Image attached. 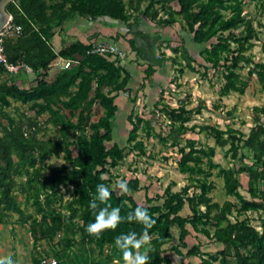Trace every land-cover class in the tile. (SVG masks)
<instances>
[{
	"label": "trees",
	"instance_id": "16d2710c",
	"mask_svg": "<svg viewBox=\"0 0 264 264\" xmlns=\"http://www.w3.org/2000/svg\"><path fill=\"white\" fill-rule=\"evenodd\" d=\"M166 0H129V10L122 0H11L5 10L11 16V31L3 39L5 56L10 63H23L36 75L35 85L20 88L16 82L24 72L8 73L0 68V223L8 213L20 216L22 224H29L33 241L47 240L54 242L58 235L64 237L58 241L65 242L67 247L74 243L72 238L79 234L89 245H94L101 253L105 246L115 245V237L121 232H142L143 225L136 221L123 220L115 229H105L99 237L87 231L86 225L95 219L89 202L95 198L96 185L107 184L111 187V169L115 168L125 157L124 150L116 143L107 146L112 140L111 121L118 110L115 99L120 91H129L131 76L120 64L119 58L105 57L98 54H87L91 44L73 42L55 51L51 40L56 29L62 30L65 22L74 17L96 20L109 17L124 25L131 18V12L142 13L163 26H171L180 20L184 21L185 29L192 35L197 45H206L200 52L205 70L222 69L224 83L220 89L222 96L231 92L243 94L247 82L237 72L240 63H250L245 52L252 47L249 41L254 37L251 22L245 20L241 0H173L179 10L167 12V17L159 16L156 5ZM230 11L229 17L224 12ZM181 18V19H180ZM19 27V32H15ZM243 27L238 34L236 30ZM232 44L235 47L232 48ZM247 44V46H246ZM129 45L135 47L134 41ZM175 55L172 63L181 65L182 61L194 71L196 60L181 45L171 49ZM178 55V56H177ZM59 59L72 60L75 65L61 69L50 76L49 69ZM181 67V72H182ZM255 73L260 83H264V64L255 65ZM146 76L153 69H146ZM73 88V90H72ZM94 99L96 109L88 108L89 100ZM12 102L31 104L37 114L47 112L56 117L58 112L68 111L65 127L68 135L61 134L55 139H41L37 136V123L24 115L18 121L10 117L3 109L12 106ZM188 102L181 101L176 108L168 104H156L158 111L165 114L170 121L167 138L179 153L178 169L187 173L188 183L179 192H164L162 204H138L132 193L139 187V179H128V191L116 193L113 190L109 198L112 205L121 208V214L127 215L138 205L148 208L156 223L149 229L151 248L148 249L150 260L147 264H172L171 259L164 255V246L171 238V229L178 227L179 244L185 246V238L189 235L187 225L207 239L222 246L219 257H205L198 246L193 245L187 251L188 256H199L200 264H264V107L254 108L255 125L248 134L234 129L222 131L215 126H188L192 110L187 108ZM201 105L197 111H200ZM157 110V109H156ZM92 115L98 116L92 120ZM261 115H263L261 117ZM75 118V120H74ZM132 129L128 142H133L132 150L144 155V144L137 141V131L143 119H130ZM148 127V121L144 122ZM204 132L211 136L216 146H230L228 151L232 157H238V151L246 149L252 156L250 165L224 168L213 162L215 149L211 146H196L195 140L187 139L182 145L183 135L187 131ZM89 131L86 135L83 132ZM225 135H227L225 137ZM77 148L72 154L71 147ZM63 154L65 163L50 169L43 175L48 158ZM243 157V156H242ZM241 157V158H242ZM205 159L207 171L202 163ZM211 169H217V176L223 180L224 192L239 202L237 214L248 211L258 213L261 231L252 226L247 219L231 222L229 216L235 207L226 200L222 203L212 201L209 193L213 185L206 181ZM246 173L248 177L247 199L239 192V175ZM106 175V178L104 177ZM197 175H203L199 177ZM24 177L20 192L33 200L35 212L26 213L15 193L16 178ZM62 187H71L69 209L67 214L46 212L51 209L55 199L63 198ZM261 186V187H260ZM112 188V187H111ZM191 188L199 189L188 195ZM41 197L43 199H41ZM151 202V199H147ZM191 210V216H182L180 212L185 204ZM204 208V210H201ZM42 215L41 220L36 215ZM75 221L80 224L76 225ZM210 228H213L210 230ZM179 253L177 248L173 249ZM33 264H41L33 258Z\"/></svg>",
	"mask_w": 264,
	"mask_h": 264
},
{
	"label": "rangeland",
	"instance_id": "374dc122",
	"mask_svg": "<svg viewBox=\"0 0 264 264\" xmlns=\"http://www.w3.org/2000/svg\"><path fill=\"white\" fill-rule=\"evenodd\" d=\"M122 1L129 10V0ZM241 1L242 15H244L245 20L251 22L254 30V37L249 41L252 47L245 52L251 62H242L236 67L241 78L248 84L243 94L231 92L226 96L221 95L220 89L224 83L222 69L219 71L211 68L205 70L202 66L205 61L200 57V52L206 45H197L193 42L192 35L185 29L184 21L180 20V22L171 26H163L142 13L147 5V2H145L141 7V11L131 12V18L125 26L119 21L111 25L113 30L122 28V33H118L114 37H107V41L120 47L119 41H123L128 55H131L129 57L132 59L131 61L129 59L131 65H125L124 58L119 60L120 64L123 65V68L125 66L130 68L133 65L135 68L131 69L132 71L130 69L127 71L131 76L128 85L129 91L112 93L113 95L117 94L115 104L118 110L111 121L112 140L107 143V146L110 147L113 143H116L124 150L125 154L124 159L110 171L112 175L111 187L116 193H121V188L117 183L118 180L138 178L140 188L132 193L133 199L140 205L162 204L164 192L167 188L173 193L179 192L188 183L189 175L181 173L178 169L179 153L177 147H174L170 140L163 139L167 138L169 133L170 121L164 113L158 111L156 104H159V108L163 103L176 108L181 101L188 102L187 108L192 110L191 121L187 123L188 126L210 125L222 131L230 128L242 134H248L250 128L255 125L254 108L264 107V83L258 81L254 69L256 64H264V0ZM155 8L158 10L159 16L164 18L167 17L166 14L169 10L174 12L179 10L176 1L173 0H166L160 5H156ZM230 14V11L224 12L225 17H229ZM71 20L65 22L62 30H55L66 40H71V35H73ZM243 30L244 28L241 27L236 30V33L240 34ZM126 38L133 39L135 47H130ZM181 45L196 60L194 71L187 68L183 61L181 65L172 63L171 58L175 55L171 49ZM145 46H150L149 48L152 50L147 51V53L144 51ZM234 47L235 44H232V48ZM59 48L57 46L58 51ZM125 50L124 48V52ZM141 51L151 56H145L147 58H144ZM132 52L137 54L135 59ZM70 61L69 68L76 64L74 61ZM149 63L155 66L156 73L151 74L149 77H140L139 74L141 73V76L143 74L142 69H145V65ZM63 64V59H59L53 64L49 69L50 76L61 70L60 66ZM181 67L183 68L182 72ZM21 75V79L16 82L20 88H29L35 85L36 75L34 72ZM199 105L202 108L197 111ZM87 107L96 109L94 99L89 100ZM3 110L15 121L19 120L21 114L35 121L38 128L37 136L41 139H55L61 134L68 135L69 131L65 127L67 118L70 117L68 111L58 112L56 117H52L47 112L37 114L36 110L31 108L30 103L24 105L16 102H12L11 107ZM137 117L143 119L144 122L148 121V127L146 123H141L136 137L137 141H142L144 144V155L136 149L132 150L134 141L128 142L132 129L130 119H136ZM97 118L98 116L92 115L93 121ZM0 119L3 123H6L5 119H2V117ZM261 119L264 120V117ZM88 132L82 134L86 135ZM187 139L195 140L196 146L213 147L216 152L213 162L224 168L253 163L252 156L246 149L241 148L238 151V157L234 159L228 151L229 145L225 147L216 146L215 140L206 133L199 132L198 127L195 131H187L183 135L182 145H185ZM71 149L72 154L76 155L77 148L74 146ZM64 163L63 154L59 157L52 156L47 159L46 168L42 171V174L48 175L50 169ZM202 166L206 171L208 170L205 159ZM209 171L206 181L213 185V189L209 193L212 201L222 203L229 200L233 202L235 207L232 210V215L229 216L230 221L247 219L252 226L261 231L258 213L248 211L241 215L237 214L236 210L239 207V202L235 197L225 194L223 180L217 176V169ZM197 176L203 177V175ZM104 177L106 178V175ZM24 181V177L16 178L15 193L23 210L26 213H33L36 209L33 200H28L20 192V186L23 185ZM239 182L240 194L249 199L246 173L239 175ZM60 188L64 196L61 200L59 198L55 199L51 209L46 212L48 215L55 211L61 214L68 213L69 202L72 200L68 192L72 188L70 186H60ZM262 188L264 189V183H262ZM194 191L199 192V189L191 188L187 193L191 195ZM41 199L43 198L41 197ZM147 199H151V202H147ZM201 210H204V208H201ZM180 214L185 217L191 216L192 213L187 203ZM36 218L41 220L42 215L37 214ZM75 224L79 225L80 222L75 221ZM186 228L189 230V235L185 238V246L179 244V229L176 226L171 229V238L168 244L164 246V255L171 259L172 264H200L199 256L186 255L188 249L193 245L198 246L200 253L205 257L209 255L219 257L218 251L222 249L221 245L207 239L202 233L195 232L189 225ZM212 229L210 228V230ZM63 237L64 235L61 234L54 239V242L41 239L35 243L30 233L29 224H22L18 214L8 213L2 217V223H0V259H7L11 256L17 261V264H33V258L35 257L40 260L41 264H125L122 251L115 245L105 246L100 253L94 245L87 244L79 234L72 238L74 243L71 247H67L64 241L58 243ZM145 247L142 246L141 251ZM174 247L177 248L179 253L173 250ZM43 260H46V263H43ZM213 264H219V261L215 260Z\"/></svg>",
	"mask_w": 264,
	"mask_h": 264
},
{
	"label": "clouds",
	"instance_id": "9594fccd",
	"mask_svg": "<svg viewBox=\"0 0 264 264\" xmlns=\"http://www.w3.org/2000/svg\"><path fill=\"white\" fill-rule=\"evenodd\" d=\"M118 186L123 191H128V181L120 179ZM113 189L104 183L96 185L95 198L89 202V207L94 212L95 219L86 225L89 233L99 237L105 229H115L123 220L136 221L143 225L142 232L133 230L121 232L115 237V246L122 251L125 264H147L150 260L148 249L151 248L149 229L156 223L150 215L148 208L137 206L126 216L121 214V208L112 205L110 197ZM142 246H146L141 251ZM0 264H17V261L9 256L7 259H0Z\"/></svg>",
	"mask_w": 264,
	"mask_h": 264
},
{
	"label": "crops",
	"instance_id": "0c3cea01",
	"mask_svg": "<svg viewBox=\"0 0 264 264\" xmlns=\"http://www.w3.org/2000/svg\"><path fill=\"white\" fill-rule=\"evenodd\" d=\"M70 22L72 23L71 29H72V32H73V35H71V40H66L61 35H59V33H55L54 37L51 40V44H52V46H53V48H54L55 51H58L57 46L60 47L59 48V50H60L64 46H67V45H69V44H71L73 42H76V41L81 42L82 44H85V45L92 44L94 42H106L107 41V37H114L118 33H122V31H121L122 28L119 29V30H117V29H114L113 30L111 28V25L114 22H117V21L116 20H113V19H111L109 17H100L97 20H89V19H86V18H83V17L82 18L81 17H77V18L72 19ZM122 25H124V24L122 23ZM127 40H128V42L130 40L134 41L131 38H128ZM110 41H112V40H110ZM107 43H108V41H107ZM109 43H113V42H109ZM119 43H120L121 47L120 46H118V47L121 50L123 49L122 50L123 51V56L125 55V57L122 56L120 58V60H122L124 58L123 61L125 62V65L126 64L127 65H131V64H129V59L131 61L132 58L129 57L131 55H128V51H127V48L125 46V43L123 41H121V42L119 41ZM149 47L148 46H145V48H144L145 50L144 51L147 52L149 50H152ZM124 48L126 49L125 52H124ZM141 53H142V51H141ZM136 55L137 54H134L133 55V58L134 59H135V56ZM142 55L144 56V58H147V57L151 56V55H148V54L146 55L145 53H142ZM145 56H147V57H145ZM124 62H123V64H124ZM145 66H146V68L145 69H142L143 70L142 76H141V73L139 74L140 77H142V78L143 77H146V73H147L146 69L148 67H151L153 69V73H156V70H155L156 68H155V66H152V64L149 63V64H146ZM129 69L130 70L131 69H135L134 68V65L131 66L130 68H127L126 66L124 68L125 71H128Z\"/></svg>",
	"mask_w": 264,
	"mask_h": 264
},
{
	"label": "built area",
	"instance_id": "2783aa9c",
	"mask_svg": "<svg viewBox=\"0 0 264 264\" xmlns=\"http://www.w3.org/2000/svg\"><path fill=\"white\" fill-rule=\"evenodd\" d=\"M11 26L8 24L7 27L0 32V68L5 70L8 73L17 74L19 72L30 73L32 69L23 63H10L8 62L3 47V39L9 31H11ZM20 28L15 27V32H19ZM87 54H98L105 57L111 58H121L123 56V51L115 43L107 42H94L90 45V48L87 50ZM71 65L70 60H64V64L60 67L62 69H67ZM46 263V260L42 261Z\"/></svg>",
	"mask_w": 264,
	"mask_h": 264
},
{
	"label": "water",
	"instance_id": "95a60500",
	"mask_svg": "<svg viewBox=\"0 0 264 264\" xmlns=\"http://www.w3.org/2000/svg\"><path fill=\"white\" fill-rule=\"evenodd\" d=\"M10 1L11 0H0V32H2L11 21L10 14H8L5 10V6Z\"/></svg>",
	"mask_w": 264,
	"mask_h": 264
}]
</instances>
